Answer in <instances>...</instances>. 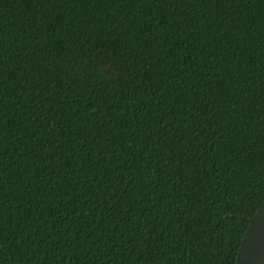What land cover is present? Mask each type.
<instances>
[{
  "label": "trees",
  "instance_id": "1",
  "mask_svg": "<svg viewBox=\"0 0 264 264\" xmlns=\"http://www.w3.org/2000/svg\"><path fill=\"white\" fill-rule=\"evenodd\" d=\"M263 201L264 0H0V264H236Z\"/></svg>",
  "mask_w": 264,
  "mask_h": 264
},
{
  "label": "water",
  "instance_id": "2",
  "mask_svg": "<svg viewBox=\"0 0 264 264\" xmlns=\"http://www.w3.org/2000/svg\"><path fill=\"white\" fill-rule=\"evenodd\" d=\"M103 70L110 72L108 67ZM248 221L249 226L241 242L236 264H264V201Z\"/></svg>",
  "mask_w": 264,
  "mask_h": 264
}]
</instances>
